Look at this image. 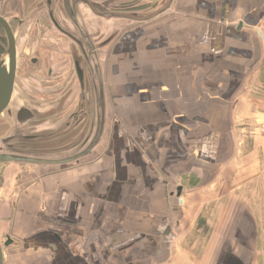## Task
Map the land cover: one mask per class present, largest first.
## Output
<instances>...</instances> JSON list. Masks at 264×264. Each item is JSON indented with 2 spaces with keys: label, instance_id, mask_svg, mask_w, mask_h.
Returning <instances> with one entry per match:
<instances>
[{
  "label": "crops",
  "instance_id": "1",
  "mask_svg": "<svg viewBox=\"0 0 264 264\" xmlns=\"http://www.w3.org/2000/svg\"><path fill=\"white\" fill-rule=\"evenodd\" d=\"M119 27L99 50L107 144L20 187L10 264L207 259L184 248L214 201L206 185L235 154L236 119L264 127V0H172Z\"/></svg>",
  "mask_w": 264,
  "mask_h": 264
},
{
  "label": "rangeland",
  "instance_id": "2",
  "mask_svg": "<svg viewBox=\"0 0 264 264\" xmlns=\"http://www.w3.org/2000/svg\"><path fill=\"white\" fill-rule=\"evenodd\" d=\"M171 1H153V18L165 12ZM92 20L93 28H96V22H101L102 25L104 24L102 27L108 30L104 38H109L107 44L109 46L121 27L113 25L115 20L107 21L98 18ZM92 31L94 32V29ZM100 39L102 38L99 37L97 40ZM57 42L59 53L56 54V59L58 56L61 57V60L66 59L68 57L67 49L71 43L63 37ZM95 42L97 41L95 40ZM100 46L101 43L97 44V47ZM98 54H100L99 63L102 76L105 79L106 76L102 68L105 56L101 54V51H98ZM31 55L34 53L30 51L24 54L20 53L19 66H22V58H28ZM52 62H57V60ZM30 71L29 76L23 72L18 74L15 93L7 108L15 112L18 106H26L34 113L35 118L18 124L13 116L10 117L6 110L3 111L0 114V148H2L1 140L3 138L11 135L16 129H23L22 134L34 135L37 138L28 143L25 142L28 149L24 150L21 147L24 141L14 140L15 147L13 149L21 154L58 158L82 149L83 140L85 141L87 138L90 141L96 127L97 112L94 89L89 105L79 101V86L69 62L58 70V73H62V81L56 85L54 82H47V78H44L43 75L38 77L36 74H32L35 72L34 68ZM88 75L90 77V72ZM92 76L91 81L94 79ZM80 109L87 111L85 116L70 118L72 113L78 112ZM107 110L109 107L105 102V120L107 119ZM82 118L87 121L84 130H80L82 124L77 125ZM111 119L112 117L108 118L109 121ZM262 124L263 120L260 116H239L236 119L234 134L237 148L235 154L231 162L224 166L221 175L211 184L206 185V190L214 188V201L204 209L205 212H203L198 231L193 235L194 239L197 238L196 244L190 243L184 247L186 251L191 250L194 254H201V256L205 254L207 259L190 264H264V127ZM108 135L107 131L103 133V138L96 145L98 146L97 151L107 144ZM78 143L79 145H77ZM97 151L87 158L94 157ZM73 163L58 167L62 168ZM53 168V166L18 162L0 163V246L3 250L4 264H10L9 254L12 247L19 241L11 234L15 194L27 180L50 172ZM240 218L243 219L244 224L240 223V232L237 234L235 224L236 221L241 220ZM246 220L250 222L249 230L246 229L244 222ZM246 231H248L247 235ZM6 235L13 238L15 242L4 248L2 244ZM237 238H242L243 241L238 239L236 245L237 240H233ZM239 244L244 245L245 249L243 253L239 251L240 256L238 255L236 258L233 252Z\"/></svg>",
  "mask_w": 264,
  "mask_h": 264
},
{
  "label": "flooded vegetation",
  "instance_id": "3",
  "mask_svg": "<svg viewBox=\"0 0 264 264\" xmlns=\"http://www.w3.org/2000/svg\"><path fill=\"white\" fill-rule=\"evenodd\" d=\"M153 1L156 0H0V45L8 49L10 39H12L15 49L16 69L11 100L15 93L18 74L21 72L27 73V76H29L28 73L34 68L35 72L32 74H36L38 77L43 75L44 78H47V82H54V85H56V83L60 84L62 81V73H58V70L69 62L79 86V101L89 105L94 79L91 81L93 64L88 56L89 44L87 38L95 45L98 59V51L109 42V38H104L106 29L102 27L104 24L96 22V28H93L92 19L115 20L116 22L113 25H118V27L121 22L148 20L153 18ZM78 26L83 28L87 35L86 38ZM61 37L71 43L67 49L68 57L62 60L59 56L56 59V54L59 53V48L56 46L58 45L57 40ZM99 37L102 39L97 40ZM100 43L101 46L97 47V44ZM29 51L34 55L22 58V66L20 67V53L24 54ZM53 60H57V62L53 63ZM77 60L83 70V89L80 88L76 73L75 62ZM21 108H25L30 112L29 118L23 122L18 120V111ZM6 113L10 117L13 116L18 124L26 123L35 118L34 113L28 107L21 105L17 107L15 112L7 108ZM86 113V110L80 109L78 112L72 113L70 118L85 116ZM86 122L85 118L78 122L77 125L82 124L80 130H84L87 125ZM16 130L21 133L23 131V129ZM36 138L35 136L30 140ZM30 140H23L24 144H21L23 150L28 149L25 142L28 143ZM13 141H10L7 146L14 144ZM88 142L89 139L86 138L81 145L85 147ZM3 147L5 148L2 145ZM15 153L20 154L21 152L15 151Z\"/></svg>",
  "mask_w": 264,
  "mask_h": 264
},
{
  "label": "water",
  "instance_id": "4",
  "mask_svg": "<svg viewBox=\"0 0 264 264\" xmlns=\"http://www.w3.org/2000/svg\"><path fill=\"white\" fill-rule=\"evenodd\" d=\"M239 24L238 27H240ZM82 32V34L87 37L83 28L78 26ZM88 39L89 44V52L88 56L92 60L93 64V89L95 93V101H96V127L94 130V134L92 135L90 141L87 143L85 147L77 150L76 152L58 158H44V157H36L30 155H24L15 153L14 147L15 144L7 146L10 141L13 140H30L35 138L34 135H22L21 132L17 130L13 131V133L1 140V144L5 146V148H0V163H8V162H18L25 164H33V165H47V166H60L69 164L72 162H79L80 159L88 156L94 147L99 143L105 125V96H104V85H103V76L101 72V67L99 63V59L97 56V50L92 41ZM77 41V40H75ZM76 73L79 81L80 88L83 89V70L79 65V61L75 62ZM15 49L13 45L12 39L9 42V48L5 49L0 45V114L5 111L9 105L11 100V96L13 93V83L15 78ZM30 112L21 108L18 111V120L19 122H23L29 118ZM17 131V132H16ZM181 188H177V194L179 195ZM14 239L9 235L5 236V241L2 246L9 247L14 243ZM0 264H4V255L2 247L0 246Z\"/></svg>",
  "mask_w": 264,
  "mask_h": 264
}]
</instances>
